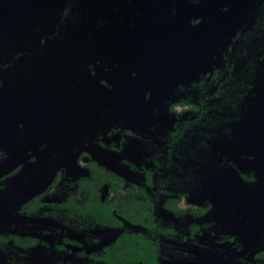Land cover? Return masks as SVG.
Wrapping results in <instances>:
<instances>
[{
	"label": "rangeland",
	"instance_id": "374dc122",
	"mask_svg": "<svg viewBox=\"0 0 264 264\" xmlns=\"http://www.w3.org/2000/svg\"><path fill=\"white\" fill-rule=\"evenodd\" d=\"M63 1L0 0V227L21 230L23 235L29 234L30 225L33 232L45 228V240L50 243L33 249L24 264H80L76 262L78 251L88 250L90 245L56 250L53 242L62 238L57 221L18 213L24 201L40 192H28L18 205L11 204L14 193L23 194L31 178L41 182L44 191L60 171V181L50 195L65 198L77 176L83 174L77 163L82 151L135 180L138 175L121 163L118 155L136 159L139 150L163 151L153 140L166 130L170 116L167 102H171L174 86L199 78L219 63L227 46L224 40L236 30H243L231 52V61L238 68L249 50L264 42V26L259 27L260 21L255 20L264 11V0H116L109 5L106 0H95L98 19L103 24L110 22L113 34L121 36L98 43L99 49L113 51L104 54L99 50L100 57L96 55L88 63L87 53L75 48L76 29L62 28L54 17L48 20L65 6ZM79 2L81 9L91 3ZM74 7L79 8L77 3ZM46 26L51 28L41 35L36 32L26 37L27 31L30 34ZM53 26L61 36L49 39L56 32ZM42 36L44 47L40 45ZM111 42H120L127 49L134 46V56L128 59ZM31 46L35 50L30 51ZM17 51L22 55L15 59ZM5 63L11 65L7 68ZM142 72L147 75L143 82ZM89 74H95L94 88L103 96L102 102L82 96L90 91L84 80ZM92 95L96 97L95 92ZM122 97L127 101L121 104ZM248 100L246 113L208 142L207 149L179 161L196 163L201 180L192 183L183 204H189L187 198L192 196L209 204L203 219L214 222L213 228L236 235L241 246L227 243L220 249L208 238L207 246L193 244L187 257L167 252L164 264H264V206L258 207L264 202V89H257ZM95 104L98 113L93 111L92 117L80 120L78 116ZM116 125L125 131L108 138L107 131ZM146 132H152L153 137ZM99 136L102 141L121 145L123 153L98 144ZM5 175L10 177L2 180ZM250 176L254 181L247 179ZM35 185H29L30 190ZM75 235L83 241L81 233ZM177 252L182 254V250ZM9 253L0 252V264H11L7 262Z\"/></svg>",
	"mask_w": 264,
	"mask_h": 264
},
{
	"label": "flooded vegetation",
	"instance_id": "af4514ba",
	"mask_svg": "<svg viewBox=\"0 0 264 264\" xmlns=\"http://www.w3.org/2000/svg\"><path fill=\"white\" fill-rule=\"evenodd\" d=\"M255 20L260 21L259 27H263L264 11ZM242 35L241 28L239 31L236 30L232 37L228 36L224 40V44L227 46L221 57L228 66L221 70L223 78L229 74L231 67L236 73L245 69L246 63L264 45L262 42L252 51L249 50L245 63L238 68L236 62L231 61V52L234 53V46ZM34 46L29 48L30 51L35 50L32 48ZM15 54H17L15 59L22 55L21 52ZM214 65L209 71H213ZM212 75L213 73L210 78ZM95 79V74H89L84 79L88 82L90 91L81 95L88 97L90 102H92L91 98L95 101H98V98L102 99L94 88L96 86ZM80 82L79 79L77 83ZM179 84L178 82L176 85ZM138 87L139 85L136 88ZM217 87V83L210 82L204 92L203 97H205L208 112L205 114L206 117L203 119L200 130L193 132L189 128L178 140L177 136L172 135L176 121L186 118V114L177 116L175 110L188 111L192 109V105L179 103L174 105L173 102L176 100L172 101L170 98L171 102L169 104L167 102L166 112L170 115L169 122L164 125L166 130L162 133L158 132L156 139L153 140L155 144L162 145L163 151L157 152L158 149L153 148L146 151L139 150L135 152L136 159L128 158L129 155H118L121 163L127 165L138 175L135 180L128 179L102 163L100 159H92L87 151H82L78 154L77 163L84 175L77 176L79 178L76 180V184L71 185L72 190L65 198L63 196L54 197V194L50 195L52 187L60 181L61 172L59 171L53 184L44 191L41 182H35L31 178L27 184L28 189L24 186L23 194L19 191L20 195L14 193L11 196V204L17 202L18 205V201H22L20 197H24V200L27 199L25 197L28 192L29 194L40 192L32 195L28 201H24L18 209V213L27 217L39 216L57 221L61 232L58 234L62 235V238L53 242L56 250H64L68 245H76L78 248H83L86 246L85 244L90 245L86 246L89 248L88 250L78 251L76 262H81L80 264H164L167 252H172L169 256L187 257L186 255L191 252L193 244L207 246L208 238L220 249L227 243L232 247L239 248L241 245L237 241L236 235L213 228L214 222L203 219L210 209L209 204L200 202V200L196 201L194 196L187 198L189 204H183L192 183L201 182V180L196 175L198 173L197 164L191 159L189 163L181 164L180 159L186 160L193 154H199L200 149H207L208 142L217 137L219 133L221 134L222 130L225 131L227 126L237 121L233 118L232 121L223 122L225 106L221 103V98L214 96ZM93 92L96 97L92 95ZM171 94L170 96H173ZM126 101L123 100V97L120 99L121 104ZM81 105L79 104V106ZM173 105L174 111L172 112ZM93 110L94 105H89L85 114L78 116L79 119L86 121L84 120L86 117H92ZM98 111L95 108L94 112L98 113ZM72 112L69 113L70 117ZM121 131L125 130L116 125L107 131L106 135L109 138ZM146 133L151 138L153 137L152 132ZM97 143L123 153L124 148L121 145L117 146L111 141H102L101 136L98 137ZM9 177L10 175H5L2 180ZM247 179L254 181L255 177L250 176ZM32 183H36V185L34 189L30 190L29 185ZM262 205L264 206V202L258 207ZM184 216L185 218L190 217L191 220H183ZM252 221L253 224L257 222V220ZM0 228V252L4 254L11 252V254L9 253L11 256L7 260L11 264L28 262L29 257L33 254V249L46 248L50 244L45 240V236H47L45 228L42 231L34 230L33 232V227L30 225L27 227L30 232L27 231L26 233L29 234L25 235L21 233V230L20 232L14 228ZM76 233L83 235V241L76 237ZM85 233L88 235L84 240ZM177 250H182V254H178ZM183 263L173 262V264Z\"/></svg>",
	"mask_w": 264,
	"mask_h": 264
},
{
	"label": "trees",
	"instance_id": "16d2710c",
	"mask_svg": "<svg viewBox=\"0 0 264 264\" xmlns=\"http://www.w3.org/2000/svg\"><path fill=\"white\" fill-rule=\"evenodd\" d=\"M82 1H90L91 3L88 5H83L87 7L86 9L85 7L81 9L79 0L78 2H75V0H66L65 3L63 1L65 6L61 8V10L57 9L56 14L50 16L48 20L54 17L53 21H55L56 23H61L62 28H66L68 26L69 28L73 27L76 29L78 37L74 40V42L77 43V46L75 48H77L78 51L82 52L84 50V52L87 53L85 54V56H87L89 63L93 58H96V55L100 57L99 55H101V52L99 50H103L102 53L104 54L113 51L112 48L110 49V51L104 50V47L99 49L97 44L103 43V41L108 38L112 39L113 35L115 34H113V31L110 28V22H104V24L101 23V21L95 14V0ZM106 1V5H109L116 0ZM76 3L79 7L78 10L76 7L73 8ZM33 13L34 12H30V14ZM95 15L96 21L94 20ZM53 27H55L56 32L54 36L50 35L51 38L49 39L61 36L59 33V28L57 26ZM96 27H99L101 31H99ZM48 28H51V26H46L42 30L34 29V31L30 34H28L27 31L26 37H32V34L36 32L41 35V33ZM117 35H115V37L117 36V38L120 39L121 35ZM40 41L42 43L40 44L41 47H44L46 42L45 36H42ZM84 43H86V47L82 48ZM111 46L115 48L117 46L120 47L122 49V53H125L130 60L134 56V54L131 52L134 49V46L127 49L125 45L120 42L117 44L111 42ZM36 47L38 48L37 44ZM1 48H3V46ZM18 52L20 51H17V53ZM93 52H95L94 57H92L91 55V53ZM82 54L84 53L82 52ZM253 56L254 57L246 63L245 69L243 68L240 72L236 73L231 67L229 74L225 78L222 77L223 74L221 73V70L222 68H226L228 65L224 60L221 59L220 64L214 65V69L212 72L209 71L208 73L201 75L199 78L191 80L189 83H187V86L186 83H180L178 86H174V94H171L173 96H170L172 101L176 100L175 102H173L174 105L177 103L182 105H192V109L188 111L175 110L177 116L186 114V118H183V120L181 121L177 120L174 124L175 129L173 130L172 135L177 136V140L182 138V136L186 133L185 131L189 128V130L193 132L200 130L203 119L206 117L205 114L208 112V107H206V100L203 96L210 82H215L218 84L214 96L221 98V103L225 106L223 122L227 123V121H232L233 118L234 120H238L240 116L246 113L248 109V99L253 97V94L257 89H264V45H262ZM9 64L10 63H5V65L7 66ZM212 73V78H210ZM144 79L145 72H142V82L144 81ZM97 93L99 95V91H97ZM101 97L102 99H100V101L103 100V96ZM174 105L172 106V112L174 111ZM251 105H253L252 102ZM95 108H97V104L94 105V110Z\"/></svg>",
	"mask_w": 264,
	"mask_h": 264
},
{
	"label": "water",
	"instance_id": "95a60500",
	"mask_svg": "<svg viewBox=\"0 0 264 264\" xmlns=\"http://www.w3.org/2000/svg\"><path fill=\"white\" fill-rule=\"evenodd\" d=\"M145 77H147V75L145 74Z\"/></svg>",
	"mask_w": 264,
	"mask_h": 264
},
{
	"label": "bare ground",
	"instance_id": "6f19581e",
	"mask_svg": "<svg viewBox=\"0 0 264 264\" xmlns=\"http://www.w3.org/2000/svg\"><path fill=\"white\" fill-rule=\"evenodd\" d=\"M203 54V53H202ZM177 65V64H176ZM160 94V93H159ZM159 97V96H158Z\"/></svg>",
	"mask_w": 264,
	"mask_h": 264
}]
</instances>
